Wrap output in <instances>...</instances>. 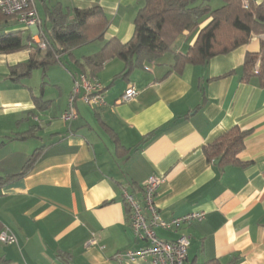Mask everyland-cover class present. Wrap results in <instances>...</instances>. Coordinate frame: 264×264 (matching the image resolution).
Returning a JSON list of instances; mask_svg holds the SVG:
<instances>
[{
  "label": "crops",
  "instance_id": "obj_1",
  "mask_svg": "<svg viewBox=\"0 0 264 264\" xmlns=\"http://www.w3.org/2000/svg\"><path fill=\"white\" fill-rule=\"evenodd\" d=\"M35 3L42 23L55 6L63 11L99 6L110 21L104 39L122 43L133 37L143 6L140 0ZM44 30L42 24L29 30L15 17L0 24V34L20 31L34 41ZM197 37L185 32L170 53L127 77L115 79L123 61H108L97 76L106 106L93 109L79 100L72 123L63 115L74 80L90 74L84 59L97 55L103 42L62 55L45 79L36 70L19 82L10 79L11 67L43 54L0 53V232L17 238L16 244L0 243V264H151L113 259L146 245L134 235L123 191L142 202V187L151 177L163 180L155 199L163 219L205 214L181 232L191 241L184 264H264V81L244 79L245 56L259 53L264 37L177 72L175 56L185 54ZM130 86L138 97L118 103ZM37 97L44 105L36 104ZM234 128L251 131L240 164L210 161L204 148ZM38 149V158L24 170ZM156 233L167 241L181 234ZM92 239L96 244L89 246Z\"/></svg>",
  "mask_w": 264,
  "mask_h": 264
},
{
  "label": "trees",
  "instance_id": "obj_2",
  "mask_svg": "<svg viewBox=\"0 0 264 264\" xmlns=\"http://www.w3.org/2000/svg\"><path fill=\"white\" fill-rule=\"evenodd\" d=\"M140 1L143 6L135 19L134 35L127 43L104 39L110 21L99 6L88 10L63 11L59 6L48 9L47 20L42 23L45 30L41 39L47 45L45 50L20 31L0 34L1 54L26 50H34L36 55L43 54L41 59L32 55L28 62L11 67L10 79L19 82L30 78L36 70H42L45 79L47 70L59 64L62 55L72 56L74 48L96 41L103 42L100 52L84 59V67L89 69L93 80H97L108 61L116 58L123 61L125 67L115 79L129 76L134 70L170 53L185 32L198 33V37L185 54L175 56L174 69L177 72H182L187 65H206L217 56L247 45L254 37H264V0L259 4L255 0H221L222 7L215 10L210 5H200V0ZM7 18L0 11V24ZM208 20L210 22L200 28ZM47 24L51 25L50 29L46 28ZM254 77L264 81V40L259 53H247L245 56L244 79L247 81ZM35 101L39 107L44 105L41 97ZM250 135L251 131L234 128L206 146L204 153L210 161H220L225 167L238 165V156ZM41 150L34 153L24 170L31 167ZM24 172L10 178L21 177Z\"/></svg>",
  "mask_w": 264,
  "mask_h": 264
},
{
  "label": "built area",
  "instance_id": "obj_3",
  "mask_svg": "<svg viewBox=\"0 0 264 264\" xmlns=\"http://www.w3.org/2000/svg\"><path fill=\"white\" fill-rule=\"evenodd\" d=\"M0 11L4 16L15 17L20 24L29 30L38 28L42 24L35 0H0ZM32 41L42 50L47 47L42 39L35 41L32 39ZM255 72H257V66ZM138 95L139 91L130 86L118 99V103L131 102ZM79 100L93 109L106 106L102 86L97 80L90 78L88 73H81L74 80L67 110L63 115L64 122L72 123L78 119L76 103ZM162 184L163 180L157 177H151L147 180L142 187V202L128 193L127 190L123 191V199L129 210L134 235L138 241H145L146 245L138 249L116 253L113 257L116 262L143 260L149 261L151 264H184L187 260L191 241L188 235L181 232L194 222H202L205 219V214L193 212L182 217L163 219L155 201ZM157 229L181 234L175 240L167 241L159 238L156 233ZM0 243L4 245L16 244L17 238L10 231L3 230L0 232ZM95 244L94 239L88 243L89 246Z\"/></svg>",
  "mask_w": 264,
  "mask_h": 264
},
{
  "label": "rangeland",
  "instance_id": "obj_4",
  "mask_svg": "<svg viewBox=\"0 0 264 264\" xmlns=\"http://www.w3.org/2000/svg\"><path fill=\"white\" fill-rule=\"evenodd\" d=\"M209 5L211 6V7H218V6H220L221 4H222V1L221 0H209Z\"/></svg>",
  "mask_w": 264,
  "mask_h": 264
}]
</instances>
